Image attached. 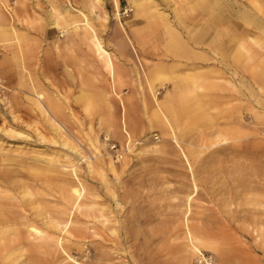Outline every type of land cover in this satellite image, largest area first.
<instances>
[{"label": "rangeland", "instance_id": "374dc122", "mask_svg": "<svg viewBox=\"0 0 264 264\" xmlns=\"http://www.w3.org/2000/svg\"><path fill=\"white\" fill-rule=\"evenodd\" d=\"M0 264H264V0H0Z\"/></svg>", "mask_w": 264, "mask_h": 264}, {"label": "bare ground", "instance_id": "6f19581e", "mask_svg": "<svg viewBox=\"0 0 264 264\" xmlns=\"http://www.w3.org/2000/svg\"><path fill=\"white\" fill-rule=\"evenodd\" d=\"M94 4V3H93ZM93 9V8H92ZM58 21V19H56V18H54V20H53V23H56ZM74 166V165H73ZM73 166H71V167H73ZM69 189H71V188H69ZM70 192V191H69ZM71 192H74V193H76L77 195H80V190H79V188H77L76 186H74L72 189H71ZM71 196H72V194H71ZM121 205V204H120ZM190 208V207H189ZM71 211V210H70ZM187 213V212H186ZM69 221V220H68ZM58 239V238H57ZM201 256L203 257L204 256V254L202 253L201 254ZM206 260H207V258H205Z\"/></svg>", "mask_w": 264, "mask_h": 264}]
</instances>
